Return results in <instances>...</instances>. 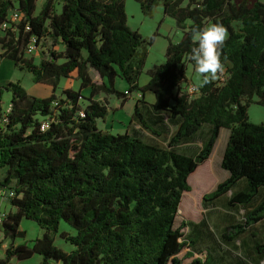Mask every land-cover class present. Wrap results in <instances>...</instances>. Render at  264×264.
<instances>
[{"label":"trees","instance_id":"1","mask_svg":"<svg viewBox=\"0 0 264 264\" xmlns=\"http://www.w3.org/2000/svg\"><path fill=\"white\" fill-rule=\"evenodd\" d=\"M137 1L147 15L162 3L165 14L183 31L179 42L169 40L165 62L149 71L144 85L139 77L156 34L147 41L129 26L126 0H62L60 12L55 0H45L38 12L36 0H0V57L30 72L34 83L53 89L49 96L38 97L19 80L0 85L2 186L15 192L3 197L15 211L1 222L12 242L0 264H19L34 254L43 257L40 264H184L179 254L193 242L181 231L185 222L176 226L180 204L192 189L190 175L210 158L222 128L229 136L221 168L229 176L206 193L203 202L243 210L242 217L224 230L221 237L226 240L231 235L241 239L251 223L264 218V120L253 123L248 115L251 103L264 106V2ZM13 9L23 20L16 31H2ZM217 20L228 33L222 49L225 80L201 86V77L198 92L189 94L180 86L189 80L183 62L193 64L188 59L191 29ZM27 22L30 30H25ZM33 36H47L53 47L63 49H48L36 63L25 54ZM92 70L101 83L94 81ZM74 73L80 88H64L61 96L56 95L61 79ZM117 77L127 82L124 91L115 87ZM86 88L88 96L82 93ZM5 91L12 94L8 110L3 107ZM134 92L142 98L130 123L161 136L139 108L145 94L152 92L153 110L167 115L174 128L169 137L159 142L137 130L111 133L98 126L109 111L96 98L99 93L116 95L121 102L118 110ZM44 121L48 127L42 130ZM205 125L208 136L199 150L182 151L180 147L193 142ZM212 184L206 178L200 190ZM255 202L258 205L250 209ZM24 218L44 230L30 246L14 243L24 235L20 229ZM61 221L75 229V234H60L74 246L71 251L55 242ZM257 249L262 252L264 242ZM187 264L204 263L193 259Z\"/></svg>","mask_w":264,"mask_h":264},{"label":"rangeland","instance_id":"2","mask_svg":"<svg viewBox=\"0 0 264 264\" xmlns=\"http://www.w3.org/2000/svg\"><path fill=\"white\" fill-rule=\"evenodd\" d=\"M264 2V0H260ZM55 6L58 12L61 11L62 7V0H55ZM41 8V2H37V11L38 12ZM126 14L128 19L129 26L134 29L138 30L142 37L145 38L147 41L151 39V37L156 34L154 42L152 45H148V57L146 60V64L144 67L143 73L139 77V83L140 85L145 84L149 80V71L154 68L157 65H160L165 62V54L166 49L169 43V40L173 42H179L182 39L183 31L177 26L176 21L174 18L168 16L164 12V6L162 3L156 5L151 14H145L140 6V3L137 0H126ZM235 27H239V23L235 22ZM1 34V32H0ZM228 36V33H227ZM55 48L57 50H61V45H56L53 47L51 40L48 39V41L44 42L42 44V48H40V53L36 52L32 55H28L27 57L33 58L36 63H38L41 58L44 56L43 54H46L48 49ZM42 50V51H41ZM1 52V49H0ZM0 57V61H1ZM10 61H4L1 67L0 71V77L1 79H11L13 81H20L23 87L28 91L29 94L38 96V97H47L49 96L53 89L51 85L44 84V83H34L32 80V74L26 70H19L18 68L11 67L8 65ZM189 61L185 60L183 62L182 68L185 71L187 66L189 65ZM12 66V65H11ZM93 79L95 81L99 82L101 81L100 76L97 72L93 71L91 72ZM193 74L194 79H189L187 83H183L181 85V89L183 91H187L188 88L193 84H199L201 77L198 76V74L195 72V69L193 68ZM9 81H4V84H6ZM115 87L120 90L124 91V88H128L127 82L122 79L121 77H117L115 81ZM64 88H71L74 90H78L80 88V81L77 79L76 73L71 75L69 78H62L61 82L56 90V95L61 96L62 90ZM87 89H83L82 93L86 96L89 95V91ZM136 93L134 92L132 97L128 99V102L124 105L123 108H119L118 110H115L118 107V104L120 105V99L116 97V95H107L105 93H99L96 98L99 99L101 102L107 105L109 111V117L108 119L104 120L99 119L98 120V126L104 130L111 133H123V128L128 123L127 121L130 120V115L134 111L135 107V99L134 95ZM11 92L5 91L3 96V107L4 110L7 109V107L11 103ZM257 100V97L254 98ZM115 113V114H114ZM114 114V115H113ZM248 115L249 120L253 123H260L264 120V106L253 102L250 104L248 108ZM129 129H134L132 123L128 124ZM227 128L223 129V132L216 144L215 150L213 151V159L212 161L207 164L205 167H198V169L190 175L189 177V183L191 185V191L185 192V194H189L186 196V198L183 201V206H181V210L179 211V215L177 217L176 226H179L182 224V222H185L187 220H200L202 217L205 216V207L203 202V196L206 193L211 192V190L215 189L216 184H218L220 181L223 180L224 175L227 174V172L221 168V158L223 156L224 149L226 147L227 143ZM197 141L194 142V144L190 145L191 148L182 147V151L184 152H191L196 151ZM1 175L5 173V169L0 170ZM223 173V174H222ZM206 178H209L212 180V187L204 190V192L201 193L200 188V182L206 181ZM213 188V189H212ZM184 197V196H183ZM181 201V204H182ZM200 204V208L197 212L193 210V207L189 208L190 204ZM211 200L208 201V204H212ZM218 204H222L219 202ZM9 211H15V208L11 205V203L4 199L2 196H0V214H7ZM216 216L217 213H210L208 216ZM20 229L24 232L23 236H19L14 240L15 244H22L25 243L27 245H32V241L36 238L42 237L44 230L37 224L36 221L30 220V219H22L20 223ZM182 233L186 234L188 232V227L183 226ZM61 232H67L70 234H75V229L72 228L68 223L65 221L60 222L59 231L57 233L56 237V244L64 249L65 251H71L74 246L70 243L65 242L62 237L60 236ZM12 242L11 238L6 237L4 234L3 224L0 223V258L5 257V249L9 246V244ZM6 247V248H5ZM187 252L186 248L180 253L179 256H181L183 259L185 258L184 254ZM188 254H186L187 256ZM43 257L39 254H34L31 258L25 259L23 261H20L19 264H40Z\"/></svg>","mask_w":264,"mask_h":264},{"label":"crops","instance_id":"3","mask_svg":"<svg viewBox=\"0 0 264 264\" xmlns=\"http://www.w3.org/2000/svg\"><path fill=\"white\" fill-rule=\"evenodd\" d=\"M61 49H63V46ZM4 61H10V63H8V65H10V68L15 67L14 63L11 60H9L7 58H2L0 61V71H1V67H2V64ZM193 68H194V64L189 63V65L187 66V68L185 70L186 76L189 79L190 78L194 79L195 75L193 74ZM4 81H13V80H11L10 78L9 79H1V77H0V85H3ZM94 81H95V79H94ZM102 81H103V79L101 78V81H99L98 83H101ZM180 88H181V86H180ZM124 90H125V88H124ZM87 91H89V89H87ZM139 98H142L140 93H136L134 95L135 104ZM154 101H155L154 93L147 92L145 94V96L143 97V100L141 102H139V108H140L141 113L145 116V118L149 117L148 122L157 131H159L161 136H156V135L151 134L147 130L143 129L140 125L132 124L134 129H129L128 124L131 122L132 114L130 115V120L127 121L128 123L123 128L124 132H131L133 130H137L141 133H144L149 138H152L153 140H156L159 142L164 140L166 138V136L169 137L171 135L174 128L167 121V115H164L163 113H156L153 110L151 104H153ZM124 105H123V107H124ZM9 107H10V105L7 107L6 110H8ZM118 107H119V104H118ZM108 117H109V114L107 115L106 120L108 119ZM156 118L158 120H156ZM162 128L166 129L165 130L166 133L163 132ZM223 129L224 128L221 129L220 136L223 132ZM208 131H209V126L205 125L203 127V129L193 137V142H188V143L182 145L180 147V149L182 150V147H186L189 149V148H191L190 145L194 144V142L197 141L198 143L196 146V151L199 150V148L202 145V142L208 136ZM220 136H219V138H220ZM228 136H229V130L227 133V138H228ZM219 138H218V140H219ZM217 142H216V144H217ZM216 144L214 146V150H215ZM194 152L195 151H191L190 153L189 152H185V153L193 154ZM212 159H213V152H212L210 158L208 160H206L203 164H201L199 167H205L207 164H209L212 161ZM221 160H222V158H221ZM220 166H221V163H220ZM226 172H227V174L222 173L224 175V178L222 181L227 179L229 176L228 171H226ZM4 177H5V173L3 175H1V173H0V189L3 187L2 182L4 181ZM222 181H220L219 183H221ZM218 184H216L215 188L217 187ZM243 185L244 184H242V186ZM204 190L206 191V189H204ZM204 190L201 189L200 190L201 193L204 192ZM213 190H211V191H213ZM229 196H230V193H228L226 195V199ZM183 205L184 204H180L179 211L181 210V206H183ZM257 205H258V202H255V203L251 204V206L249 208L250 209L255 208ZM190 207H193V210L195 212H197L198 209L200 208V204H198V206H196L195 204H190L189 208ZM204 207H205L204 208L205 209V216L202 217L200 220H193V221L187 220V221H185L186 224L184 226L188 227V232L186 234H184V236L187 239H190L193 243L191 244V247H186L187 252L184 254V256H185L184 259L181 256H179L180 258L183 259L184 264L190 263L193 259H199L204 264H264V250L262 252H260L257 249V244L264 242V218L257 221L256 223H251L246 228L241 239L235 240V239H233V236L231 235L226 240V239H223L221 237L224 230L228 226L232 225L236 221V218L238 219V218L242 217L243 210H241L238 205L229 206V204H204ZM211 212L212 213L216 212L217 215L216 216H213V215L208 216V214H210ZM186 254H188V255L186 256ZM210 259H211V261H210ZM51 264H60V263L51 261Z\"/></svg>","mask_w":264,"mask_h":264},{"label":"clouds","instance_id":"4","mask_svg":"<svg viewBox=\"0 0 264 264\" xmlns=\"http://www.w3.org/2000/svg\"><path fill=\"white\" fill-rule=\"evenodd\" d=\"M227 38V29L219 21L210 22L191 29L193 46L188 59L193 62L195 72L202 77L201 86L215 80L225 70L226 57L222 49Z\"/></svg>","mask_w":264,"mask_h":264},{"label":"built area","instance_id":"5","mask_svg":"<svg viewBox=\"0 0 264 264\" xmlns=\"http://www.w3.org/2000/svg\"><path fill=\"white\" fill-rule=\"evenodd\" d=\"M37 2L40 1L41 4L44 3L45 0H36ZM23 20V15L22 13L17 10V9H13L7 19L4 21V23L1 25V30L2 31H6V30H17L18 29V25L19 23ZM25 30H30V25L27 22L25 24ZM48 41V37L47 36H43L41 38H38L36 36H33L30 40V42L28 43L26 50H25V54L26 55H32L36 52L40 53V48H42V44L44 42ZM42 51V50H41ZM225 70L222 74H217L216 80L219 82H223L225 80ZM189 94H196L198 92V87L196 84L191 85L188 90L186 91ZM57 105V103H56ZM48 127V121H44L42 123V130H45ZM15 192L13 189H10L9 187H2L0 189V196L4 197L5 195L12 197L14 196ZM5 214H0V223L2 222L3 218H4Z\"/></svg>","mask_w":264,"mask_h":264}]
</instances>
